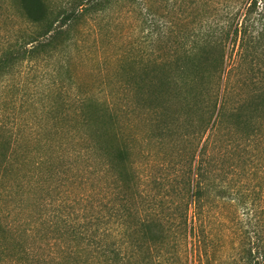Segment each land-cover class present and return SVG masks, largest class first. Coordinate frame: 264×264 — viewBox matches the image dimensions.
Listing matches in <instances>:
<instances>
[{
    "label": "rangeland",
    "instance_id": "rangeland-1",
    "mask_svg": "<svg viewBox=\"0 0 264 264\" xmlns=\"http://www.w3.org/2000/svg\"><path fill=\"white\" fill-rule=\"evenodd\" d=\"M46 4L54 24L48 35L27 20L18 0H0V264H95L87 254L76 255L74 233L76 193L89 186L124 211L130 240L152 233L138 226L153 213L161 214V232L172 239L183 234L180 247L128 244L122 256L131 259L123 264L261 260L264 167L250 172L245 184L241 174L230 176L237 188L222 199L217 186L229 162L211 152L206 171L212 189L199 210L189 201L187 183L203 146L191 138L200 115L193 94L207 88L212 71L202 62L203 46L234 24L239 0H105L70 22L65 17L76 11V0ZM20 46L35 49L16 61L10 50ZM250 56L255 68L264 67V37ZM239 58V42L229 41L226 73ZM247 68L234 72L229 107L256 90ZM170 81L178 86L168 87ZM91 146L94 154L86 152ZM257 156L261 168L264 145ZM103 163L111 167L107 174ZM86 167L93 181L76 185V170ZM185 216L189 225L182 231L176 223ZM107 256L105 263L114 264L115 254Z\"/></svg>",
    "mask_w": 264,
    "mask_h": 264
},
{
    "label": "trees",
    "instance_id": "trees-1",
    "mask_svg": "<svg viewBox=\"0 0 264 264\" xmlns=\"http://www.w3.org/2000/svg\"><path fill=\"white\" fill-rule=\"evenodd\" d=\"M18 1L30 23L38 25L46 35L53 32L54 24L50 22L46 0ZM103 1L76 0V11L67 15L65 20L70 22L76 18V21H78V19L85 17L97 4ZM239 2L240 9L234 24L229 28L222 29V35L216 43L209 41L203 46L204 56L202 62L208 63L212 71L210 69L207 76H205L204 84L207 85V88H201L199 93L193 94L196 98L197 111L200 112V115L197 122H194L192 126L191 138L194 143H203V146L199 153L197 166L189 171L187 183L189 185V201L194 204L197 210L203 206L204 193L212 189V183L207 181V174L209 173L206 171L211 152L217 151L226 162H229V169L227 172L224 170V177L219 181V186H217L223 192L219 195L222 199H227L233 190L237 188L235 185L231 186L230 178L241 174L240 183L245 184L251 174L250 172L255 173L258 170L257 173H259L264 167L262 165L261 168H258L262 161L260 156H257L258 149L261 145H264V130L261 128L262 122H264V67L255 68L254 61H251L250 56V50L255 47V40H260L264 37V0H239ZM229 41L239 42L240 58L236 64L234 63V65L230 66L229 72L226 73L228 66L225 65V51ZM34 49H27L23 46L16 47V49L10 50V55L14 56L15 60L18 61L20 56L29 55L34 52ZM214 50H216L215 55L213 54ZM180 67L183 68L179 65V69ZM244 67H248L250 79L252 78L251 81L255 84L256 90L241 99L232 108L229 107V102L231 94L235 91L233 89L234 72L239 69L244 70ZM244 79L246 78L244 77ZM168 80L170 79L167 78L166 81ZM187 82L190 81L187 79ZM243 82L246 83L245 81ZM170 85L171 87L178 86L173 81H170L168 87ZM165 94L170 96L171 92L167 90ZM85 101L87 99L80 98L78 100L81 106L85 105ZM108 112L111 116L115 115L110 108H108ZM229 113H231L232 130L230 137L225 140V123ZM83 141L87 142L89 140L83 139ZM94 149H96L95 146H91L86 148V152L94 154ZM82 152V148H79L76 150V155L82 157L79 154ZM252 153L255 154V157ZM123 154V151H120L117 160L123 161ZM193 156H196V150ZM248 157L249 160L247 161ZM194 161L195 158L191 163ZM102 165L104 173L107 174L111 169L110 165L107 163ZM88 169L89 167L83 168V170H76V185H81L82 183L90 184L93 181L88 175ZM252 169L255 170L253 171ZM192 183H194L193 187ZM96 196H102L103 198L95 200ZM105 198L101 190L98 192L97 188L91 189L90 186L85 188L83 193H76V204L78 203V207L73 208L76 213V227L74 228V233L76 234V255H83L81 253H84L95 264L98 259H102L101 264H106L105 262L107 261L105 259L111 253L115 254L113 263L123 264V261L127 262V260L131 259V256L127 255L128 258L126 257V259L122 256L123 248L133 242L135 247L148 246L158 250L166 248L170 244L178 247L183 246V234L180 236L176 235L175 239H172L164 231L161 232L159 230L158 227L162 217L161 214L155 213L150 215L153 218L141 220L140 226H138V228H149L153 234L151 233L148 236L144 233L145 237L142 235L137 242L134 237L130 240V235L124 232V211L114 205L108 206L104 202ZM68 221H66L67 224ZM176 225L179 230L187 231L189 225L188 216L181 218ZM154 228H157V230ZM255 264H264V256L261 260L258 259Z\"/></svg>",
    "mask_w": 264,
    "mask_h": 264
}]
</instances>
